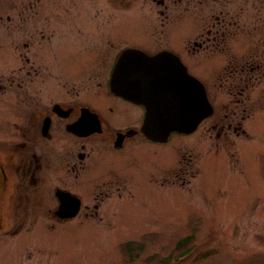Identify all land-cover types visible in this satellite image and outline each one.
Returning <instances> with one entry per match:
<instances>
[{
    "label": "rangeland",
    "instance_id": "obj_1",
    "mask_svg": "<svg viewBox=\"0 0 264 264\" xmlns=\"http://www.w3.org/2000/svg\"><path fill=\"white\" fill-rule=\"evenodd\" d=\"M3 13L15 18L18 39L11 25L3 38ZM37 16L43 36L35 43ZM213 24L226 32L209 41ZM104 42L110 54L124 45L174 52L203 83L213 112L189 134L150 143L151 158L138 155L130 171L107 167L97 178L87 166L69 170L68 189L81 203L68 220L44 211L51 202L34 203L35 188L10 204L9 187L0 200V264H264V0H0V140L17 123V93L33 100L41 87L43 102L52 83L91 87L80 78L94 67L80 52ZM5 150L0 143L3 163Z\"/></svg>",
    "mask_w": 264,
    "mask_h": 264
},
{
    "label": "flooded vegetation",
    "instance_id": "obj_2",
    "mask_svg": "<svg viewBox=\"0 0 264 264\" xmlns=\"http://www.w3.org/2000/svg\"><path fill=\"white\" fill-rule=\"evenodd\" d=\"M3 15V38L8 42V28L11 21L13 25L15 18L8 13H3ZM40 20L41 16H37L36 28L34 27L32 30L35 32V43L43 36ZM216 20L217 17H215L214 23H221L220 26L224 23L229 24L222 18L218 22ZM216 24L206 30L209 41H212L218 30H221V33L226 32L220 26L214 28ZM12 25L13 37L18 39L21 33L18 31L19 26L13 28ZM105 43L99 45L98 49L85 46L80 52L87 60L85 63L91 68L94 67V70H91L89 74H85L86 77L80 78L92 84L91 87L84 88L81 93H78V90L68 92L66 83L62 84L64 89L61 90L55 86V83H52L49 85L53 86V92L43 102H41V99H44L41 96V87H39L40 94H35L37 98L41 99L34 97L32 100L23 93H17L16 97L14 96V100L17 101V104L19 101L22 109L16 108L17 123L11 122V131L4 139L0 140L8 154L7 161L0 162V200L9 187L12 190V199L9 198L10 204L15 198L18 202L21 198L28 200L29 194L32 193L23 191L35 188L37 198L34 203L41 205L44 201L45 203L51 202V206H43L44 211L52 213L59 220H68L75 215L70 218L56 215L62 200L60 197L69 193L78 199L79 207L81 203L80 199L68 189L69 170L78 171L87 166V171L91 170L87 174H92L97 178L102 176V170L107 167H116L127 172L137 163L138 155L145 161L151 158V148L147 147L150 143L163 144L167 142L168 138L165 142L146 138L139 129L144 112L142 105L113 93L109 88V78L118 54L124 49L136 47L124 45L110 54L111 52L104 46ZM198 43L200 45L201 41ZM22 44L27 46L28 42L24 40ZM160 50L168 49L161 48L149 54L143 52L152 55ZM37 51L39 52V49ZM22 62L27 63L28 58L24 57ZM29 67L33 66L29 65ZM38 68L34 67L35 70ZM63 79L68 80V77L65 76ZM86 92H92L95 98H86L84 96ZM111 114L126 120L123 123L113 124L106 116ZM75 122L77 124L74 125ZM68 127H73L78 133L69 131ZM96 146L103 148L97 154V158L89 162L90 155ZM74 147H77L78 150H75ZM14 154L16 157L9 159V155L14 157ZM116 155L120 157L119 161H115L114 156ZM137 169L136 167V173L132 172V179H135ZM11 175H15L16 179L8 186ZM20 205L26 207L25 202H20ZM65 211L68 212V207L65 208Z\"/></svg>",
    "mask_w": 264,
    "mask_h": 264
},
{
    "label": "water",
    "instance_id": "obj_3",
    "mask_svg": "<svg viewBox=\"0 0 264 264\" xmlns=\"http://www.w3.org/2000/svg\"><path fill=\"white\" fill-rule=\"evenodd\" d=\"M109 88L142 105L140 132L157 142H165L173 133H191L212 113L203 84L168 50L152 55L136 48L122 50L114 62ZM73 127L68 130L78 133ZM66 195L60 197L56 215L70 218L76 214L79 201L69 193ZM66 203L68 212L62 209Z\"/></svg>",
    "mask_w": 264,
    "mask_h": 264
},
{
    "label": "trees",
    "instance_id": "obj_4",
    "mask_svg": "<svg viewBox=\"0 0 264 264\" xmlns=\"http://www.w3.org/2000/svg\"><path fill=\"white\" fill-rule=\"evenodd\" d=\"M189 239V236H185V237H183V238H181V239H179V240H177V242H176V247H181L187 240ZM131 245H132V242H125L124 244H123V246L122 247H124L125 248V251L129 254L131 251H132V247H131ZM137 245H139V244H137ZM137 245H135L134 247L135 248H139V246H137ZM137 246V247H136ZM188 250L186 249V250H184L182 253H180L179 255L180 256H178V258H180V257H182L181 255H184V253H186ZM166 261H167V258H166Z\"/></svg>",
    "mask_w": 264,
    "mask_h": 264
},
{
    "label": "bare ground",
    "instance_id": "obj_5",
    "mask_svg": "<svg viewBox=\"0 0 264 264\" xmlns=\"http://www.w3.org/2000/svg\"><path fill=\"white\" fill-rule=\"evenodd\" d=\"M64 207L66 208V207H67V205L65 204V205H64ZM65 208H62V209H65Z\"/></svg>",
    "mask_w": 264,
    "mask_h": 264
}]
</instances>
